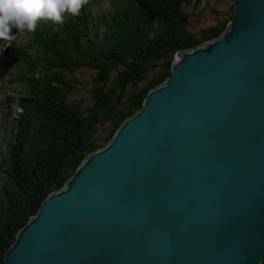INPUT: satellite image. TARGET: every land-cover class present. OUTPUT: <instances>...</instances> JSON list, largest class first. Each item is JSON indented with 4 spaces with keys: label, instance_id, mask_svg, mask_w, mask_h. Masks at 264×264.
I'll return each instance as SVG.
<instances>
[{
    "label": "water",
    "instance_id": "95a60500",
    "mask_svg": "<svg viewBox=\"0 0 264 264\" xmlns=\"http://www.w3.org/2000/svg\"><path fill=\"white\" fill-rule=\"evenodd\" d=\"M233 3L226 31L177 53L2 264L264 261V0Z\"/></svg>",
    "mask_w": 264,
    "mask_h": 264
},
{
    "label": "trees",
    "instance_id": "16d2710c",
    "mask_svg": "<svg viewBox=\"0 0 264 264\" xmlns=\"http://www.w3.org/2000/svg\"><path fill=\"white\" fill-rule=\"evenodd\" d=\"M191 1L114 0L105 8L88 0L78 16L63 24L41 20L30 31L6 80L25 91L0 99L18 106L0 157V264L42 201L166 82L177 53L226 31L234 3L193 32L185 9ZM80 71L91 74L83 80Z\"/></svg>",
    "mask_w": 264,
    "mask_h": 264
},
{
    "label": "rangeland",
    "instance_id": "374dc122",
    "mask_svg": "<svg viewBox=\"0 0 264 264\" xmlns=\"http://www.w3.org/2000/svg\"><path fill=\"white\" fill-rule=\"evenodd\" d=\"M100 1L101 3L99 5L106 8L109 4L113 3L114 0ZM232 3V0H192L191 3L185 6L190 20L189 29L193 32H198L200 27H205L214 23L216 16H218L217 12H227V9ZM94 7L96 6L94 5ZM30 36V31L25 30L19 32L17 29L14 34V39L7 41L0 40V99L9 98L11 100L14 97L21 96L25 91L22 85L17 84L15 81L6 82V80L11 79L13 74L16 73L14 59L19 51L18 48L26 44ZM6 50L8 52H6ZM90 74V71H80L76 73V77L86 80ZM80 94H82V92ZM14 110L18 111L16 103L14 105L11 104V107H7L5 103L0 101V157L5 151V143L10 133L8 129V119L11 112Z\"/></svg>",
    "mask_w": 264,
    "mask_h": 264
},
{
    "label": "clouds",
    "instance_id": "9594fccd",
    "mask_svg": "<svg viewBox=\"0 0 264 264\" xmlns=\"http://www.w3.org/2000/svg\"><path fill=\"white\" fill-rule=\"evenodd\" d=\"M88 0H0V40H12L13 28L34 31L41 20L63 24L78 16Z\"/></svg>",
    "mask_w": 264,
    "mask_h": 264
}]
</instances>
